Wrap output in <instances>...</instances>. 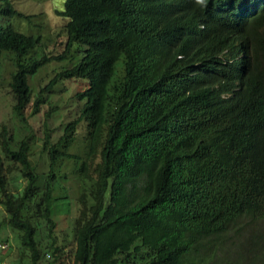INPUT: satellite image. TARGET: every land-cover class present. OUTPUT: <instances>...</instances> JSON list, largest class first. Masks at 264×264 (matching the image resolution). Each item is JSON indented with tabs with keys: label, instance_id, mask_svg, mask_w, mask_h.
Segmentation results:
<instances>
[{
	"label": "trees",
	"instance_id": "trees-1",
	"mask_svg": "<svg viewBox=\"0 0 264 264\" xmlns=\"http://www.w3.org/2000/svg\"><path fill=\"white\" fill-rule=\"evenodd\" d=\"M211 1L196 11L207 16ZM176 2L62 0V36L38 55L39 35L0 25L13 116L26 121V110L32 117L49 104L46 172L29 158L30 129L15 140L0 127V231L10 228L28 264H68L52 209L66 196L54 193L63 158L87 183L76 198L71 264H213L204 239L242 215L264 218V1L251 2L240 25L219 17L189 42L173 17ZM0 12L21 14L10 0H0ZM246 38L251 66L223 60ZM51 59L62 65L34 92L28 77ZM66 79L81 81L69 96L80 104L51 139L46 118L59 106L49 98ZM79 128L82 154L67 150Z\"/></svg>",
	"mask_w": 264,
	"mask_h": 264
},
{
	"label": "rangeland",
	"instance_id": "rangeland-1",
	"mask_svg": "<svg viewBox=\"0 0 264 264\" xmlns=\"http://www.w3.org/2000/svg\"><path fill=\"white\" fill-rule=\"evenodd\" d=\"M10 2L21 14L8 16L4 12H0V25L10 24L22 32L39 35L37 55L52 50L51 41L56 39V34H62L61 25L65 20L64 16L56 13V10L62 9V0H10ZM58 65H62L61 62L51 59L28 77V83L34 92L38 91L55 73V70L59 69ZM12 68L10 56L0 54V127L4 124L8 130H12L15 140L20 138L27 129H30L34 133L35 139L29 158L32 163L36 164L38 171L46 172L48 165L46 155L41 151V129L43 127V111L49 107V104H42L40 110L32 117L28 115L30 109L26 110V121L14 117L11 112L13 101L8 85ZM80 82L66 79L55 84L49 99L50 105H54L56 102L59 109L52 111L46 118L51 139H55L62 132L63 123L76 116L80 102L69 100V96L80 87ZM79 129V136L67 150L82 154L84 142L81 131L83 128ZM57 165L55 170L59 176L57 177L58 183H55L54 193L55 195L65 193L66 196L62 198L56 196L58 198L52 203L55 220L54 231L57 241L65 245V250H67L63 259L66 263L71 264L70 250L73 247L71 225L77 208L76 198L87 183L77 174L76 163L72 159L63 158ZM15 186L12 185V188ZM0 215L4 216L1 207ZM13 234L6 225L0 231V244H5L3 247L0 246V264H28L27 252ZM44 241L45 238L41 237V242L44 243ZM205 243L206 245L211 244V250L214 252L213 264L215 262L217 264L220 262V264H264V218L251 219L248 215H242L230 223L227 229L217 237L204 239L202 244ZM202 250L203 247L199 245L198 251L203 253ZM189 256L190 258L197 257L196 254Z\"/></svg>",
	"mask_w": 264,
	"mask_h": 264
},
{
	"label": "clouds",
	"instance_id": "clouds-1",
	"mask_svg": "<svg viewBox=\"0 0 264 264\" xmlns=\"http://www.w3.org/2000/svg\"><path fill=\"white\" fill-rule=\"evenodd\" d=\"M208 0H177L173 3V17L178 21L179 31L182 32V36L188 42L193 38H198L205 33H209L213 27V20L219 17H225V20H233L238 25L242 23L243 18L254 12V9L250 8L251 2H262L264 0H212L210 13L205 16L199 14L197 8L204 7ZM247 38L243 40L242 45L235 47H228L225 51V59L228 61L242 60L247 58L250 61L251 66V52H249L247 45ZM232 50H238L234 55H230L229 52ZM248 69L245 64L241 65ZM238 90V89H236Z\"/></svg>",
	"mask_w": 264,
	"mask_h": 264
},
{
	"label": "built area",
	"instance_id": "built-area-1",
	"mask_svg": "<svg viewBox=\"0 0 264 264\" xmlns=\"http://www.w3.org/2000/svg\"><path fill=\"white\" fill-rule=\"evenodd\" d=\"M5 244L4 243H1L0 246L3 247Z\"/></svg>",
	"mask_w": 264,
	"mask_h": 264
}]
</instances>
